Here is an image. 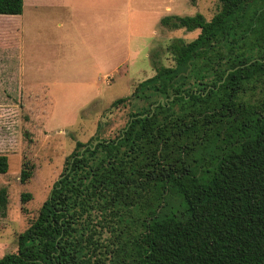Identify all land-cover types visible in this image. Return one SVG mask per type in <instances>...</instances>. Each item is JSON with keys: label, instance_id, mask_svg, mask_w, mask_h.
<instances>
[{"label": "trees", "instance_id": "trees-1", "mask_svg": "<svg viewBox=\"0 0 264 264\" xmlns=\"http://www.w3.org/2000/svg\"><path fill=\"white\" fill-rule=\"evenodd\" d=\"M23 8L0 0V14ZM162 24L200 33L174 40V64L113 101L111 110L147 102L116 137H102L101 121L76 142L0 264H264V0H221L210 20ZM33 167L24 162L22 183ZM7 206L0 187V216Z\"/></svg>", "mask_w": 264, "mask_h": 264}, {"label": "rangeland", "instance_id": "rangeland-1", "mask_svg": "<svg viewBox=\"0 0 264 264\" xmlns=\"http://www.w3.org/2000/svg\"><path fill=\"white\" fill-rule=\"evenodd\" d=\"M180 5L179 15L200 12L210 20L220 10L221 0H181ZM24 6L28 8V0ZM121 9L118 5L117 11ZM158 30L153 39L117 37L112 54L98 55L90 48L94 29H85L82 50L69 46L66 61L50 54L41 70L27 72L22 79L4 75L0 99L36 102L0 103V154L9 159L8 172L0 174V187L8 191L7 210L0 216V258L17 251L19 235L38 216L76 142H89L101 121L106 122L102 137H116L130 113L142 110L147 102L135 99L111 110L113 101L131 95L140 82L156 74L157 66L173 65L169 46L174 40L189 42L200 33L161 23ZM28 47L24 40L25 52ZM107 76L112 78L107 81ZM25 161L34 167L32 177L22 183ZM24 193L31 195L26 201Z\"/></svg>", "mask_w": 264, "mask_h": 264}, {"label": "crops", "instance_id": "crops-1", "mask_svg": "<svg viewBox=\"0 0 264 264\" xmlns=\"http://www.w3.org/2000/svg\"><path fill=\"white\" fill-rule=\"evenodd\" d=\"M180 3L181 0H28L22 14H0V83L9 73L11 78L22 79L27 72L41 70L50 54L66 61L69 46L82 50L85 29H94L95 42L90 48L98 55L112 54L117 37L153 39L165 16L180 14ZM118 5L122 7L120 12ZM117 15L122 18L117 20ZM24 40L29 46L27 52ZM105 78L108 81L112 77ZM31 101L36 102L0 99V103Z\"/></svg>", "mask_w": 264, "mask_h": 264}]
</instances>
